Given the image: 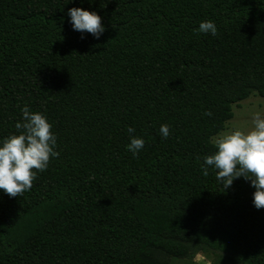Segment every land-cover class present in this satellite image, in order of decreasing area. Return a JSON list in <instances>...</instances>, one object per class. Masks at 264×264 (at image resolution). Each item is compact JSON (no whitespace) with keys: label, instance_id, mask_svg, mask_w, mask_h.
Listing matches in <instances>:
<instances>
[{"label":"trees","instance_id":"1","mask_svg":"<svg viewBox=\"0 0 264 264\" xmlns=\"http://www.w3.org/2000/svg\"><path fill=\"white\" fill-rule=\"evenodd\" d=\"M73 7L101 17L98 39L72 29ZM204 20L216 35L196 31ZM251 94L264 97V0H0V139L18 134L26 105L47 117L59 153L30 190H0V264H170L210 251L264 264L250 181L223 189L217 170H201ZM130 135L144 140L136 155Z\"/></svg>","mask_w":264,"mask_h":264},{"label":"clouds","instance_id":"2","mask_svg":"<svg viewBox=\"0 0 264 264\" xmlns=\"http://www.w3.org/2000/svg\"><path fill=\"white\" fill-rule=\"evenodd\" d=\"M67 16L74 31L85 32L98 39L105 31L101 17L95 11L80 7L69 8ZM196 31L216 35L217 27L211 20L199 23ZM21 120L15 124L18 134H9L0 139V190L9 197H16L30 190L37 171H44L49 158L59 155L55 151L56 136L50 131L52 125L40 112H32L25 105L21 109ZM204 115L212 113L205 111ZM128 133L134 132L129 127ZM162 137L169 135V126L162 124ZM126 149L136 155L143 147L142 137L130 135ZM216 151L206 155L201 164L202 174L208 175V166L216 171V179L223 187L229 188L235 178L250 181L255 191L252 204L256 209L264 208V115L256 113L252 128L248 132L234 130L215 141Z\"/></svg>","mask_w":264,"mask_h":264},{"label":"rangeland","instance_id":"3","mask_svg":"<svg viewBox=\"0 0 264 264\" xmlns=\"http://www.w3.org/2000/svg\"><path fill=\"white\" fill-rule=\"evenodd\" d=\"M233 116L225 122L224 129L211 137L215 141L234 130L248 132L252 128V118L256 113L264 115V97L251 94L248 98L232 105ZM170 264H229L222 253L210 251L208 253H198L193 259L169 258Z\"/></svg>","mask_w":264,"mask_h":264}]
</instances>
